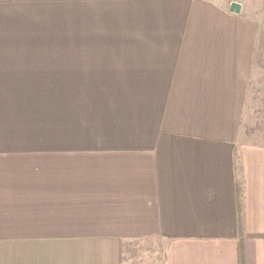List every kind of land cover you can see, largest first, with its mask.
<instances>
[{
  "label": "crops",
  "instance_id": "crops-1",
  "mask_svg": "<svg viewBox=\"0 0 264 264\" xmlns=\"http://www.w3.org/2000/svg\"><path fill=\"white\" fill-rule=\"evenodd\" d=\"M246 10L0 0V264H264Z\"/></svg>",
  "mask_w": 264,
  "mask_h": 264
},
{
  "label": "rangeland",
  "instance_id": "rangeland-1",
  "mask_svg": "<svg viewBox=\"0 0 264 264\" xmlns=\"http://www.w3.org/2000/svg\"><path fill=\"white\" fill-rule=\"evenodd\" d=\"M249 10L244 11L247 17L252 18L258 25V37L256 41V67L253 73L256 77H262L264 81V0H242ZM243 14V13H242ZM259 87V93L256 95V103H252L254 110L260 109V115L257 118L264 120V82L256 84ZM262 109V110H261Z\"/></svg>",
  "mask_w": 264,
  "mask_h": 264
},
{
  "label": "water",
  "instance_id": "water-1",
  "mask_svg": "<svg viewBox=\"0 0 264 264\" xmlns=\"http://www.w3.org/2000/svg\"><path fill=\"white\" fill-rule=\"evenodd\" d=\"M229 10H230V12H233V13H239L240 4L237 2H231L230 6H229Z\"/></svg>",
  "mask_w": 264,
  "mask_h": 264
}]
</instances>
